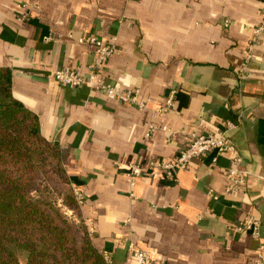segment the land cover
<instances>
[{
	"label": "crops",
	"instance_id": "crops-1",
	"mask_svg": "<svg viewBox=\"0 0 264 264\" xmlns=\"http://www.w3.org/2000/svg\"><path fill=\"white\" fill-rule=\"evenodd\" d=\"M263 14L264 0H0V66L60 146L108 262L131 264L132 240L165 264H254L264 244V32L241 68ZM88 34L115 44L105 81L137 89L144 106L54 78L66 66L88 74ZM191 133H225L236 145L248 170L238 191L228 190L229 152L193 158L171 177H130V162L169 159ZM249 215L257 235L237 228Z\"/></svg>",
	"mask_w": 264,
	"mask_h": 264
},
{
	"label": "trees",
	"instance_id": "trees-1",
	"mask_svg": "<svg viewBox=\"0 0 264 264\" xmlns=\"http://www.w3.org/2000/svg\"><path fill=\"white\" fill-rule=\"evenodd\" d=\"M0 264H108L92 242L60 146L14 97L11 71L1 66Z\"/></svg>",
	"mask_w": 264,
	"mask_h": 264
},
{
	"label": "built area",
	"instance_id": "built-area-1",
	"mask_svg": "<svg viewBox=\"0 0 264 264\" xmlns=\"http://www.w3.org/2000/svg\"><path fill=\"white\" fill-rule=\"evenodd\" d=\"M26 7V5H24ZM26 13H24V17ZM264 32V14L263 20L259 25L253 29V35L250 43L246 47L245 62L241 68L242 73L247 69L251 61L254 51V44L260 34ZM81 41L88 43L93 48L94 56L92 62L89 64V72L87 75H82L77 70L71 67H62L54 71V78L64 85L71 87H79L87 85L97 89L105 90L112 98L124 102L134 103L144 106V103L139 99V91L137 89H120L105 81L102 76L103 69L106 62L113 51H115V44H105L98 41L97 36L88 34L83 37ZM173 93L167 99V106L172 104ZM165 109V108H164ZM153 128L154 125H151ZM164 129H168L166 126ZM222 152H229L233 157V166L227 171L228 176L231 178L232 183L228 190L236 192L240 185L245 181L248 170L241 166L242 157L236 145L228 139L225 133L220 135H209L204 133H191L189 141L171 158L159 159L151 158L141 162H130L128 164V174L130 177L135 178L142 174H154L157 171H162L167 176L171 177L176 168H186L191 159L203 157L208 153H215L213 159L216 160L217 155ZM76 196L79 201H82V195L75 190ZM260 222L253 216H248L245 221L237 225L238 229H251L252 232L259 234ZM131 264H165L162 261L156 260L152 257L151 253L132 240L127 242ZM108 262V261H107ZM108 264H113L110 261ZM115 264H123L118 262ZM254 264H264V244L261 243L257 247L254 257Z\"/></svg>",
	"mask_w": 264,
	"mask_h": 264
},
{
	"label": "rangeland",
	"instance_id": "rangeland-1",
	"mask_svg": "<svg viewBox=\"0 0 264 264\" xmlns=\"http://www.w3.org/2000/svg\"><path fill=\"white\" fill-rule=\"evenodd\" d=\"M74 192H75V190H74ZM75 195H76V193H75ZM76 197H77L78 202L81 204V202L79 201L78 196H76ZM65 209H66V213H67L70 217L75 218V219H78V216H77V215H74L73 212H72L71 210H68L67 208H65ZM81 210H82V207H81ZM87 226H88V225H87Z\"/></svg>",
	"mask_w": 264,
	"mask_h": 264
}]
</instances>
